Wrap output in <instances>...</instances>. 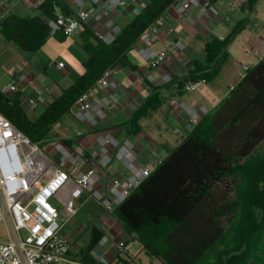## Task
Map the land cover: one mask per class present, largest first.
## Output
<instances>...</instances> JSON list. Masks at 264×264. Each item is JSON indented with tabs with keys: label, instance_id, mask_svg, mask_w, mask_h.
<instances>
[{
	"label": "trees",
	"instance_id": "obj_1",
	"mask_svg": "<svg viewBox=\"0 0 264 264\" xmlns=\"http://www.w3.org/2000/svg\"><path fill=\"white\" fill-rule=\"evenodd\" d=\"M174 1L147 0L109 43L97 40L89 29H85L82 47L88 57L82 63L83 72L70 86L48 102L34 119L26 114L17 93L7 95L0 91V112L32 141L44 147L50 140L53 125L67 115L69 106L103 69L114 68L117 64L130 65L128 51L148 25ZM253 1L247 0L248 9ZM55 7L64 13L69 12L66 0H44L41 4V10L47 16H53ZM12 19L13 15H10L0 23L4 36L18 47L28 49L20 27L12 23ZM30 20L37 24L43 36L48 35V28L41 19ZM242 28L243 21H240L222 40L213 38L206 45L208 61L222 53ZM218 66L219 61H216L210 71L189 74L184 80L210 79L216 75ZM262 141L264 56L249 67L237 84L123 200L113 215L145 248L150 249V243L160 241V248L152 254L162 264H198L227 227L232 223L237 225L242 219L241 212L238 216L236 212L241 210L243 203L236 201L232 194L234 174L240 172L244 175L248 189V170L257 169L259 172L251 179L256 197L247 203L245 210H241L245 225L238 241L231 242L229 248L204 264H227L231 259L239 264H264V177L260 164L252 168L253 164L248 161V156ZM249 232L257 235L256 247L252 250H248ZM100 236L99 231L91 228L81 252L82 258Z\"/></svg>",
	"mask_w": 264,
	"mask_h": 264
},
{
	"label": "crops",
	"instance_id": "obj_2",
	"mask_svg": "<svg viewBox=\"0 0 264 264\" xmlns=\"http://www.w3.org/2000/svg\"><path fill=\"white\" fill-rule=\"evenodd\" d=\"M34 1L0 0V23L5 17L13 15L12 23L20 27L22 37L29 46L28 49L18 47L4 36L0 27V47L6 51L0 56V69L2 68L6 75L5 85L0 91L7 95L13 94L7 91L6 83L12 77L23 74L24 79L18 83L17 94L28 96L35 86H48L50 89L44 92L48 103L83 72L82 63L88 54L82 47V39L88 27L83 28L75 36H66L61 32L55 36H43L37 24L30 20L34 18L31 7ZM146 1L126 0V4L115 11V22L120 27L124 26L140 11ZM246 2L247 0L235 2L215 0L213 3L218 8V15L209 12L200 15L196 7H191L180 14L172 3L161 16L173 27L174 32L170 34L165 29H159L157 40L152 44L156 51L168 50L166 60L160 66L150 69L138 55L136 41L127 53L130 65L115 66L119 83L116 91L119 102L107 109L106 119L98 128L91 129L70 116H63L53 125L50 140L44 148L51 149V144L55 141L66 145L78 143L85 148H92L96 144V132L106 129L118 140H130L135 147L137 162L154 169L155 161H162L195 127L190 124L188 115L181 110L180 103L183 102L193 109L204 107L206 113L199 116V122L240 80L241 64L252 67L264 56L262 44L264 37L259 40L256 35H247L246 30L242 29V34H245L243 41L249 43L251 50L248 46L237 45L234 37L222 53L215 55L213 61L209 62L207 59L206 45L213 38L220 40L225 38L237 23L243 20V16L247 12L250 13ZM232 15L236 17L235 22H232ZM175 40H180L184 44L182 50L172 47ZM45 46L56 49L57 54L45 55L47 52ZM182 55L191 59L193 63L191 71L181 66ZM216 61H219V66L215 76L200 82L191 91L182 89V83L187 75L206 73L214 67ZM58 62H62L63 67L58 68ZM148 76H151V79ZM22 106L31 119L37 117L43 110V107H40L29 112L24 104ZM76 129H81L84 135L76 138L74 135ZM101 174L106 180L109 177H119L122 181L121 188L128 171L118 161L113 160ZM54 203L59 206L56 201ZM78 203V213H85L89 221L87 228H79L78 220L73 217L60 229L69 240L81 239L84 244L80 249L73 248L71 254L78 252L81 254L90 237L91 228H95L101 235L105 233L110 238L118 234L124 235L127 239L122 251L125 257L120 254L117 261L123 264H136L126 247L130 239L135 238V234L126 231L114 215L103 216L101 209L94 200L87 198L86 193L80 195ZM95 257L96 251L92 247L87 249L83 259ZM156 260L162 264L159 258L156 257Z\"/></svg>",
	"mask_w": 264,
	"mask_h": 264
},
{
	"label": "built area",
	"instance_id": "obj_3",
	"mask_svg": "<svg viewBox=\"0 0 264 264\" xmlns=\"http://www.w3.org/2000/svg\"><path fill=\"white\" fill-rule=\"evenodd\" d=\"M43 2L35 0L31 7L33 17L46 24L49 36L59 32L75 36L88 27L103 43L111 42L120 32L114 13L126 4V0H67L69 12L55 7L53 16H47L41 10ZM174 2L180 14L191 7H196L200 15L219 13L210 0ZM159 29L170 34L174 32L160 16L137 39V53L150 69L160 66L168 55V50L152 48ZM172 47L182 50L184 44L175 40ZM180 61L187 71L193 69L188 56L182 55ZM57 67H63V63L58 62ZM248 69L247 64H241L240 77ZM23 79V74L12 77L6 83L7 91L17 93L18 83ZM205 81L204 78L184 80L182 89L191 91ZM118 87L115 67L103 69L69 106L67 116L91 129L98 128L107 117V109L119 102ZM49 89L48 86H35L30 95H19L21 104L30 111L44 108L47 104L44 92ZM180 108L188 115L192 126L206 113L204 107L193 109L183 102ZM74 135L79 138L84 133L76 129ZM95 143L94 147L85 148L78 143L66 145L55 141L48 150L32 141L0 112V221H4L7 234L5 238L0 237V264H123L117 257L126 244L124 235L110 238L103 233L93 246L96 257L87 262L79 252L71 254L73 248L82 247V240L71 241L60 232L63 224L77 215L82 193L94 200L103 216L108 217L153 170L137 162L134 144L128 139L118 140L108 130L101 129L96 132ZM113 160L128 171L121 188L119 177L106 180L101 174ZM160 162L155 161L154 168Z\"/></svg>",
	"mask_w": 264,
	"mask_h": 264
},
{
	"label": "rangeland",
	"instance_id": "obj_4",
	"mask_svg": "<svg viewBox=\"0 0 264 264\" xmlns=\"http://www.w3.org/2000/svg\"><path fill=\"white\" fill-rule=\"evenodd\" d=\"M235 2V0H227V2ZM235 16L232 15V22H235ZM243 28L246 30V34L247 35H256V37L261 40V38L264 37V0H254L252 5H251V9H250V13H246V15L243 16ZM242 29L237 31L234 34V37L236 38L235 41L238 43L237 45H245L248 46L249 49L251 50V46L249 45V43H247L246 41H243V37L245 34H242ZM233 37V38H234ZM45 51H47L45 53V55H49V56H53L55 54H57L56 49L54 48H49V46H45ZM5 49H1L0 47V56L4 53L5 54ZM5 80H6V75L4 74L3 69H0V89L3 88L5 85ZM31 112V111H29ZM30 114V113H28ZM51 148V147H50ZM248 161L250 163L253 164V166H251L252 168H256L259 164H260V168L261 170V174L264 177V141H262L254 150L253 152L248 156ZM256 162V163H255ZM258 163V165L256 166V164ZM249 169V168H248ZM249 172V182L248 185L250 188L247 189L245 183H247L246 178L244 177V175L240 172H236L234 174V181H235V186H234V190H233V198L238 201L239 203H243V206L241 208V210H245V207L247 205V203L249 201H251L253 198H255L256 196H254V182L251 180L254 178V176L259 172L257 169H252V170H248ZM263 182V187H264V180ZM245 205V206H244ZM241 210H238L236 212V216L239 215V213L241 212L242 215V219L239 220V222L237 223V225H233L230 224L226 231L224 232L223 236L214 244V246L212 247V249L210 251L207 252V254L204 256V258L202 259L201 262H199L198 264H204L206 262H211L214 258L215 255L221 253L222 251H224L225 249L229 248V246L231 245V242L235 243L236 241H238L240 234L243 231V227H244V214L242 213ZM85 214V213H84ZM82 212L78 213L75 216V219L78 220V227L81 229H86L87 226L89 225V221L86 218V216L84 215ZM60 221V218H59ZM256 232V231H255ZM255 232H249L248 235V250H252L256 247V234ZM86 234V233H84ZM7 236L6 234V225L4 223V221H0V237L5 238ZM87 237V235H86ZM83 239L84 236H82ZM232 238V240H231ZM135 239V238H134ZM130 239L129 243L127 244V250H128V254L129 256H131L132 258H134V262L136 264H159V262L156 260V256L154 254H152V252H154L155 250L159 249L161 244L160 241L159 242H152L150 243V249L145 248L143 245H141L136 239ZM84 246V244H82V247ZM84 249V248H83ZM123 257L124 256V252L120 253ZM227 264H239L236 263L233 259H231L230 261H228Z\"/></svg>",
	"mask_w": 264,
	"mask_h": 264
}]
</instances>
